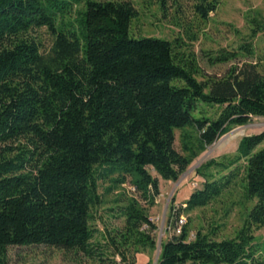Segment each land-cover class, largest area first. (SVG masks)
Returning a JSON list of instances; mask_svg holds the SVG:
<instances>
[{
  "label": "trees",
  "instance_id": "16d2710c",
  "mask_svg": "<svg viewBox=\"0 0 264 264\" xmlns=\"http://www.w3.org/2000/svg\"><path fill=\"white\" fill-rule=\"evenodd\" d=\"M191 1L206 18L219 0ZM134 16L127 1L0 0V264L11 245L52 247L75 264H133L155 247L147 208L158 178L176 180L220 135L264 117V58L251 42L207 56L211 64L243 59L206 75L178 37L129 36ZM248 23L251 37L264 31L263 18ZM41 27L52 36L45 53L32 35ZM210 167L226 173L171 212L155 264H264L250 231L264 224V130L195 172ZM239 174L252 204L234 236L197 229L190 238L185 226L171 233L180 212L207 205ZM101 183L117 190L103 212L119 225L96 214Z\"/></svg>",
  "mask_w": 264,
  "mask_h": 264
},
{
  "label": "rangeland",
  "instance_id": "374dc122",
  "mask_svg": "<svg viewBox=\"0 0 264 264\" xmlns=\"http://www.w3.org/2000/svg\"><path fill=\"white\" fill-rule=\"evenodd\" d=\"M118 1L129 2L135 10V16L130 19L128 26L129 36H154L169 40L178 37L184 46L182 48L193 52L196 64L203 74L221 75L230 64L243 59L238 57L213 64L207 59V56L213 55L220 49L233 50L239 43L251 42L257 56L261 55L260 57L264 58V31L256 32L251 37L248 23L251 16L264 19V0H219L215 9L209 12L206 18H200L194 12L191 0ZM32 35L38 40L41 53L49 51L52 36L45 28L35 30ZM206 110L210 113L213 107H207ZM187 130L192 132L190 129ZM262 130H264V117L252 116L247 123L230 128L198 152L176 180L158 178V195L153 205L147 208L148 217L155 224L153 231L155 247L152 251L136 253L133 264L146 262L155 264L157 248H160V244L170 235L168 227L171 212L178 210L188 194L199 188L206 178H217L226 173V170L210 167L204 170V175L201 176L195 172L196 168L210 158L220 160L223 157H230L234 153L239 137ZM219 140V147L211 149ZM174 147L180 151L178 130L175 131ZM240 177L241 174L207 205L179 213L184 218L182 226L186 227L188 237L191 238L197 229L207 233L213 231L212 236L216 239L232 237L237 233L252 204L242 197ZM105 185L106 183H101L98 188V192L103 195L104 203L96 214H100L104 221L119 225L121 223L119 219H113L103 212L104 207L113 204L112 200L117 192L113 190L105 193L103 191ZM123 186L128 194L134 195L130 185L123 184ZM95 225L101 228L98 219ZM250 231L258 251H264V224L253 225ZM258 255L259 253L256 256ZM7 264H75V262L69 261L59 250L52 247L11 245L7 248Z\"/></svg>",
  "mask_w": 264,
  "mask_h": 264
},
{
  "label": "built area",
  "instance_id": "2783aa9c",
  "mask_svg": "<svg viewBox=\"0 0 264 264\" xmlns=\"http://www.w3.org/2000/svg\"><path fill=\"white\" fill-rule=\"evenodd\" d=\"M182 206H184L183 203ZM183 223H184V218L182 217V215L178 214L171 228V233L174 235L178 234L180 232Z\"/></svg>",
  "mask_w": 264,
  "mask_h": 264
},
{
  "label": "bare ground",
  "instance_id": "6f19581e",
  "mask_svg": "<svg viewBox=\"0 0 264 264\" xmlns=\"http://www.w3.org/2000/svg\"><path fill=\"white\" fill-rule=\"evenodd\" d=\"M220 145V140L211 148V149H215V148H218Z\"/></svg>",
  "mask_w": 264,
  "mask_h": 264
},
{
  "label": "water",
  "instance_id": "95a60500",
  "mask_svg": "<svg viewBox=\"0 0 264 264\" xmlns=\"http://www.w3.org/2000/svg\"><path fill=\"white\" fill-rule=\"evenodd\" d=\"M181 174H183V173H181ZM158 251H159V248H157V253H158Z\"/></svg>",
  "mask_w": 264,
  "mask_h": 264
}]
</instances>
